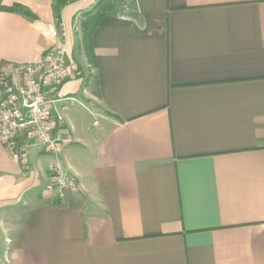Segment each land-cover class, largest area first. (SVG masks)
<instances>
[{"label": "crops", "instance_id": "obj_1", "mask_svg": "<svg viewBox=\"0 0 264 264\" xmlns=\"http://www.w3.org/2000/svg\"><path fill=\"white\" fill-rule=\"evenodd\" d=\"M98 1L60 13L78 75L50 126L69 143L21 166L0 142V264H264V0H132L93 28L91 64ZM52 3L0 0V72L54 43ZM58 175L77 188L47 192Z\"/></svg>", "mask_w": 264, "mask_h": 264}, {"label": "built area", "instance_id": "obj_2", "mask_svg": "<svg viewBox=\"0 0 264 264\" xmlns=\"http://www.w3.org/2000/svg\"><path fill=\"white\" fill-rule=\"evenodd\" d=\"M54 43L35 63L14 64L0 72V142L21 166L27 164L25 149L37 145L57 155L69 143L68 137L52 134L53 94L78 70L67 57L61 30L52 33ZM75 190L73 176L58 175L45 186L47 192Z\"/></svg>", "mask_w": 264, "mask_h": 264}, {"label": "trees", "instance_id": "obj_3", "mask_svg": "<svg viewBox=\"0 0 264 264\" xmlns=\"http://www.w3.org/2000/svg\"><path fill=\"white\" fill-rule=\"evenodd\" d=\"M79 0H53L52 3V11L55 20V27L57 30L60 29V13L61 10ZM111 2L108 0H99L93 9L87 13L88 19L86 22L82 24V48L85 53V56L89 63L93 62V54L90 46V34L93 28L97 25L101 17L107 13V11L111 8ZM3 11L10 13H20L28 19H35V17L24 7L20 5H12L10 7H3Z\"/></svg>", "mask_w": 264, "mask_h": 264}, {"label": "rangeland", "instance_id": "obj_4", "mask_svg": "<svg viewBox=\"0 0 264 264\" xmlns=\"http://www.w3.org/2000/svg\"><path fill=\"white\" fill-rule=\"evenodd\" d=\"M110 1H112L111 8L107 11L106 14H116V13H120L123 10L127 11L132 9V0H108V2ZM80 44L82 45V37L80 38Z\"/></svg>", "mask_w": 264, "mask_h": 264}]
</instances>
